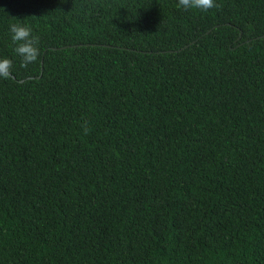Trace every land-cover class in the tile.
<instances>
[{"label": "trees", "instance_id": "obj_1", "mask_svg": "<svg viewBox=\"0 0 264 264\" xmlns=\"http://www.w3.org/2000/svg\"><path fill=\"white\" fill-rule=\"evenodd\" d=\"M216 3L0 0V264H264V0Z\"/></svg>", "mask_w": 264, "mask_h": 264}, {"label": "clouds", "instance_id": "obj_2", "mask_svg": "<svg viewBox=\"0 0 264 264\" xmlns=\"http://www.w3.org/2000/svg\"><path fill=\"white\" fill-rule=\"evenodd\" d=\"M178 7L185 11L201 10L208 11L217 8L219 5L216 0H178ZM11 43L14 46L13 51L20 58V67L27 68L30 64L36 63L40 57V40L38 36L33 35L32 28L27 24L13 23L9 25ZM13 73V60L8 57H0V78L10 79ZM81 127L85 134L89 128L85 120Z\"/></svg>", "mask_w": 264, "mask_h": 264}, {"label": "water", "instance_id": "obj_3", "mask_svg": "<svg viewBox=\"0 0 264 264\" xmlns=\"http://www.w3.org/2000/svg\"><path fill=\"white\" fill-rule=\"evenodd\" d=\"M188 45H186L185 47H187ZM54 49H56L55 47H54ZM172 51V50H171ZM177 51H179V50H177Z\"/></svg>", "mask_w": 264, "mask_h": 264}]
</instances>
